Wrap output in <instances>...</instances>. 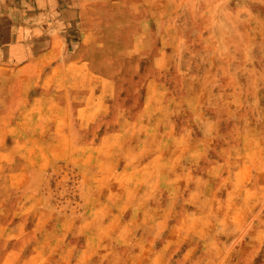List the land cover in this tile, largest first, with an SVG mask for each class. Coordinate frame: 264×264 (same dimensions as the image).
<instances>
[{
  "label": "rangeland",
  "instance_id": "374dc122",
  "mask_svg": "<svg viewBox=\"0 0 264 264\" xmlns=\"http://www.w3.org/2000/svg\"><path fill=\"white\" fill-rule=\"evenodd\" d=\"M160 11L0 72V264H264V4Z\"/></svg>",
  "mask_w": 264,
  "mask_h": 264
},
{
  "label": "crops",
  "instance_id": "0c3cea01",
  "mask_svg": "<svg viewBox=\"0 0 264 264\" xmlns=\"http://www.w3.org/2000/svg\"><path fill=\"white\" fill-rule=\"evenodd\" d=\"M263 2L241 0V7ZM165 5L166 0H0V72L97 70L90 65L103 37V14L116 22L125 15L128 23L136 12V21L148 31L157 24L160 32Z\"/></svg>",
  "mask_w": 264,
  "mask_h": 264
},
{
  "label": "bare ground",
  "instance_id": "6f19581e",
  "mask_svg": "<svg viewBox=\"0 0 264 264\" xmlns=\"http://www.w3.org/2000/svg\"><path fill=\"white\" fill-rule=\"evenodd\" d=\"M33 5V4H32ZM38 5V4H37Z\"/></svg>",
  "mask_w": 264,
  "mask_h": 264
}]
</instances>
